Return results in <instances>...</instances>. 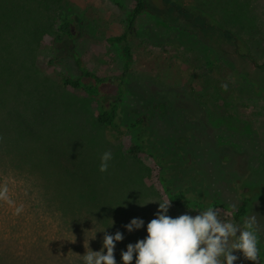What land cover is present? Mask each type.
Wrapping results in <instances>:
<instances>
[{
    "label": "rangeland",
    "instance_id": "1",
    "mask_svg": "<svg viewBox=\"0 0 264 264\" xmlns=\"http://www.w3.org/2000/svg\"><path fill=\"white\" fill-rule=\"evenodd\" d=\"M179 1L217 10L225 27V15L235 12L238 24L230 26L250 58L264 64V0ZM146 2L154 14L165 15L158 0ZM122 3L123 9L110 0H0V264H82L87 245L100 250L104 233L90 237L104 227L123 234L114 249L120 264L126 245L147 235L158 208L148 201L168 199L171 181L208 204H170V217L195 216L218 199L214 208L223 219L242 225L253 215L261 230L263 73L232 57V69L208 71L204 59L214 39L205 29L196 26L199 33L193 29L189 36L180 25L150 14L136 21L132 62L124 72L120 46L106 41L124 30L134 1ZM62 17L73 20L70 39L58 38ZM220 48L216 52L226 45ZM71 54L87 70L112 77L106 101L123 82L117 129L97 123L93 98L60 85L62 75L79 76ZM140 116L143 131L129 129ZM138 136H145V150L128 155L126 147ZM106 151L112 159L100 172ZM243 197L250 198L251 211L234 221ZM132 218L143 219L145 227L128 232L124 225ZM234 254V264H260L259 256L253 262L238 250Z\"/></svg>",
    "mask_w": 264,
    "mask_h": 264
},
{
    "label": "trees",
    "instance_id": "2",
    "mask_svg": "<svg viewBox=\"0 0 264 264\" xmlns=\"http://www.w3.org/2000/svg\"><path fill=\"white\" fill-rule=\"evenodd\" d=\"M112 3L117 6L119 9H123L124 5L122 0H110ZM134 4L131 10L126 15V25L122 33L108 37L106 41L110 44H117L120 46L121 54L125 59L124 62V72H127L130 64L132 62V53L129 47L130 38L134 35L136 21L138 17L143 14L154 15L157 18L180 25L182 31L189 36H193V29L199 33V29L206 30V34L214 41L207 44L208 56L204 59L205 68L210 72H215L216 68L220 65H225L228 69L231 68V64H228V57L241 59L242 61H248V63L255 70H261L263 77L260 79L264 80V64L255 63L249 56L247 51L246 42L240 39L238 32L230 26L233 24L235 26L238 24L237 14L235 12H230L225 15V24H228L227 27L221 25L220 14L217 10L206 11L204 5H194V4H183L179 0H158L162 7L166 9L165 15L158 16L153 13L152 7L146 2V0H133ZM5 5V3H4ZM3 6H0V11H3ZM5 8V7H4ZM236 11V10H235ZM178 12V13H177ZM216 15H218L216 17ZM73 25V20L62 17L60 22L56 26V31L58 34L59 40L62 38L70 39L73 37L71 29ZM198 26L199 29L196 27ZM225 44L226 48L220 50V45ZM75 61L76 66L79 69V76L73 78L69 75H62L59 78V83L64 88H70L74 90H81L88 97L93 98L98 105V109L95 115V120L98 124L117 129L118 127V114L120 99L123 94V82L119 79L117 84L118 91L117 95L106 101L105 98V88L111 83L112 77L98 76L96 73L87 70L84 66L81 65V62L77 56L71 54ZM55 63L54 58L50 59L47 64L52 65ZM145 118L142 116L138 117L135 121L130 122L127 127L131 130L139 128L143 131L145 128ZM145 136H138L137 141L133 144L126 147L125 152L128 155L135 156L138 153H141L144 149ZM166 159L162 158L157 161V166L159 172L164 170ZM172 175V174H170ZM165 178V176H164ZM164 181V180H163ZM166 181V179H165ZM176 183V182H175ZM174 182H169L165 186V192L168 194V199H172L170 204L174 206H194V207H205L208 203L202 202L197 198L191 197L188 194V188L185 184L176 185ZM264 195L259 198L258 202L264 207ZM210 205L216 207L219 206V200L210 202ZM251 201L249 197H243L240 203L235 207V210L232 212V218L234 221H238L241 218L245 217L251 211L250 208ZM261 230L258 229L259 233V262L264 264V212L260 216Z\"/></svg>",
    "mask_w": 264,
    "mask_h": 264
},
{
    "label": "clouds",
    "instance_id": "3",
    "mask_svg": "<svg viewBox=\"0 0 264 264\" xmlns=\"http://www.w3.org/2000/svg\"><path fill=\"white\" fill-rule=\"evenodd\" d=\"M112 159L111 152H104L99 165L106 172ZM172 199H156L158 202L154 218L146 224L147 235L135 243L126 245L120 253V264H234L237 250L247 260L256 262L260 253L257 219L253 215L244 218L242 225L223 219L214 207H207L199 214L167 215ZM146 202V203H148ZM146 203H139L143 206ZM112 223L109 225L112 226ZM145 227L141 218H132L124 225L128 232ZM105 228L100 250L93 251L87 245L81 255L82 264H117L114 249L116 242L124 239L120 231L109 234ZM106 250V251H105Z\"/></svg>",
    "mask_w": 264,
    "mask_h": 264
}]
</instances>
